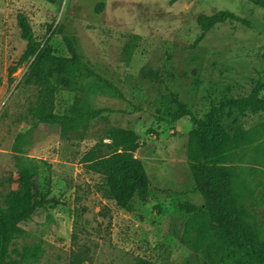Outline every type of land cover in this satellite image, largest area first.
<instances>
[{
	"label": "rangeland",
	"instance_id": "obj_1",
	"mask_svg": "<svg viewBox=\"0 0 264 264\" xmlns=\"http://www.w3.org/2000/svg\"><path fill=\"white\" fill-rule=\"evenodd\" d=\"M222 9L251 26L226 20L202 33L197 15ZM18 12L57 55H67L63 37H71L84 60L114 84L89 79L83 93L59 90L56 111L64 113L79 98L84 110L112 112L65 133L54 124L32 127L38 88L25 83L27 63L18 62L25 47ZM129 43L134 49L127 59ZM11 66L16 71L9 81ZM263 81L264 9L248 0H0V201L16 188L19 165L37 173L51 198L21 223L26 234L16 246L41 248L27 264H133L137 257L160 264H260L255 256L264 260V86L255 107L215 113L208 141L210 166H234L246 184L244 204L258 222L260 243L238 239L219 252L215 245L207 259L179 239L187 215L178 204L203 205L187 159L189 134L197 128L192 116L203 120L221 100L247 96ZM180 106L192 116L175 119ZM113 127L137 133L135 155L151 181L148 200L133 197L126 208L96 191L99 177L81 161ZM228 149L233 155L225 159Z\"/></svg>",
	"mask_w": 264,
	"mask_h": 264
},
{
	"label": "trees",
	"instance_id": "obj_2",
	"mask_svg": "<svg viewBox=\"0 0 264 264\" xmlns=\"http://www.w3.org/2000/svg\"><path fill=\"white\" fill-rule=\"evenodd\" d=\"M248 1L264 9V0ZM102 5L103 2H99L97 11ZM226 20L237 21L246 27L251 26L248 19L225 9L211 14L200 13L196 17V23L202 33ZM16 21L20 38L25 42L18 60L19 63H27L23 80L25 83L35 84L38 88V96L31 109L32 127L40 123L54 124L65 133L101 117L106 112H112L107 107L84 110L79 104L80 99L77 98L64 113H58L55 97L59 90L83 93L89 79H96L109 88H114V84L84 60L71 37H63L67 55H57L46 40L41 42L36 38L26 14L18 12ZM128 47L127 59L134 49L132 43H129ZM15 71L16 66L9 68V81ZM262 86L264 81L257 83L247 96L221 100L211 107L203 120H196L191 111L182 106L173 116L177 119L182 115H191L197 123V128L189 134L187 159L194 182L193 189L201 196L203 202L202 207L190 201L178 204L187 215L183 231L178 237L194 252H203L207 259H212L215 245L220 246L219 252L224 244H231L238 239L240 244L260 243L258 222L244 204L247 199L246 184L240 179L234 166H210L208 141L214 128V114L227 107H255L257 94ZM139 146L134 130L113 127L107 129L81 158L86 169L99 177L95 184L96 191L103 198L113 201L118 208H126L133 197L147 201L150 196L151 181L143 162L135 155ZM232 153L229 149L226 150L225 159L232 156ZM16 174V188L10 189L4 195L3 201H0V264H27L29 260L37 258L41 253L40 245H23L18 248L15 241L26 234L21 223L51 201L49 191L41 189L35 171L19 165ZM246 254L249 256L248 252ZM255 258L260 264L264 262L260 256ZM133 264L160 263L147 257H137Z\"/></svg>",
	"mask_w": 264,
	"mask_h": 264
}]
</instances>
